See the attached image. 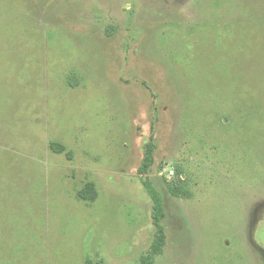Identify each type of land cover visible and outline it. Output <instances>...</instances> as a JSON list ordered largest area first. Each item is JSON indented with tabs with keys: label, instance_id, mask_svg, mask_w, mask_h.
I'll return each mask as SVG.
<instances>
[{
	"label": "rangeland",
	"instance_id": "obj_1",
	"mask_svg": "<svg viewBox=\"0 0 264 264\" xmlns=\"http://www.w3.org/2000/svg\"><path fill=\"white\" fill-rule=\"evenodd\" d=\"M151 140L153 264H264V0H0V264H142Z\"/></svg>",
	"mask_w": 264,
	"mask_h": 264
},
{
	"label": "trees",
	"instance_id": "obj_2",
	"mask_svg": "<svg viewBox=\"0 0 264 264\" xmlns=\"http://www.w3.org/2000/svg\"><path fill=\"white\" fill-rule=\"evenodd\" d=\"M156 148L157 146L153 142V140H151L146 145L144 162L139 170L140 175L145 176L142 177L141 183L145 191L152 200V205H153L152 217H153L154 226L156 228L155 240L152 244L151 251L147 256H144L142 258V264H153L154 257L163 251L167 242L166 230L163 224V221L165 219L164 199L160 191L155 187L150 177L148 176L154 163V154ZM52 150H54L57 153H61L64 149L62 148V146L54 144L52 146ZM92 190L93 188L90 187L86 188L81 194L82 198L84 200H89L90 193Z\"/></svg>",
	"mask_w": 264,
	"mask_h": 264
}]
</instances>
